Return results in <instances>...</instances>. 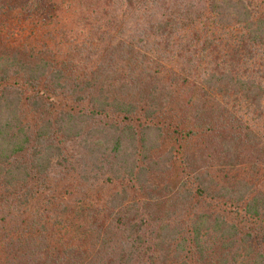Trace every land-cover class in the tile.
<instances>
[{
	"label": "trees",
	"instance_id": "16d2710c",
	"mask_svg": "<svg viewBox=\"0 0 264 264\" xmlns=\"http://www.w3.org/2000/svg\"><path fill=\"white\" fill-rule=\"evenodd\" d=\"M0 264H264V0H0Z\"/></svg>",
	"mask_w": 264,
	"mask_h": 264
}]
</instances>
